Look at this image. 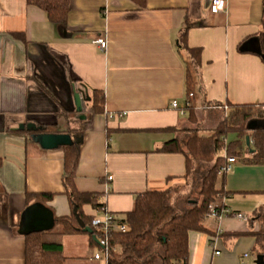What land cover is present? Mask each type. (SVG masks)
<instances>
[{
    "label": "crops",
    "instance_id": "0c3cea01",
    "mask_svg": "<svg viewBox=\"0 0 264 264\" xmlns=\"http://www.w3.org/2000/svg\"><path fill=\"white\" fill-rule=\"evenodd\" d=\"M263 5L264 0H228L224 13L211 15L206 0H71L62 26L26 0H0V264H25L20 220L34 204H28L27 193H53L45 206L54 216L71 214L62 183L64 151L42 149L21 125L68 134L90 120L75 185L80 192L101 194L107 213L130 212L141 193L180 187L188 195L200 186L199 176L186 179L182 154L154 151L189 130L211 133L229 104L264 109L258 45ZM186 21L193 26L188 45L202 48L197 123L183 111L179 37ZM99 38L107 41V50L95 44ZM93 90L104 93V114L84 111ZM75 93L84 98L82 113ZM166 128L177 131H154ZM225 190L231 195L222 204L246 219L208 217L204 227L211 235L189 234L188 264H255L254 237L222 234L259 230L249 220L264 205V165L237 161L226 174ZM83 211L101 219L105 214L90 205ZM62 246L67 264H105L95 258L102 252L87 235L65 236Z\"/></svg>",
    "mask_w": 264,
    "mask_h": 264
},
{
    "label": "trees",
    "instance_id": "16d2710c",
    "mask_svg": "<svg viewBox=\"0 0 264 264\" xmlns=\"http://www.w3.org/2000/svg\"><path fill=\"white\" fill-rule=\"evenodd\" d=\"M30 6L46 12L52 24L66 26L71 9V0H26ZM193 27L186 21L179 37V52L185 66L186 105L183 108L188 119L197 123V99L203 91L200 85L202 69V48L188 45L187 36ZM15 37L25 40L23 33ZM245 42V41H244ZM243 42V43H244ZM243 43L240 45V51ZM259 55L264 62V5L261 19V31L258 34ZM229 112L218 123L209 135L198 131H186L183 138L165 142L154 152L182 154L186 160V179L200 177L198 197L185 199L186 209L179 213L172 197L177 188L163 191H148L136 195L133 210L126 213H110L117 224L128 230L120 232L115 229L105 232L101 226H94V216L84 213L85 205L107 213L105 204L100 201L101 194L80 192L75 185L76 171L81 156L82 143L61 148L64 151V173L62 178L65 195L68 197L71 214L55 216V228L49 232L33 233L25 237V264H67L63 254L62 239L65 236L87 235L93 249L102 253L106 248L101 241L108 242L109 257L105 264H188L189 234L201 232L212 234L204 227L205 220L214 208L217 212L227 209L222 200L231 195L225 190V177L220 170L227 166V158H234L247 165H264V109L255 104H229ZM85 110L92 115L105 112L104 93L93 90L91 102ZM90 126V120L82 123L81 130L69 132L70 135L83 137ZM156 132L177 131L176 128L156 129ZM43 133H60L43 128ZM34 133L30 132V136ZM109 134V133H108ZM234 136L235 139L229 140ZM250 139V145L246 143ZM2 159L0 158V167ZM53 193H27L28 204L52 201ZM76 209V214L74 210ZM236 212H231L234 214ZM81 221L93 230L87 233L79 224ZM250 224L258 223V231L231 232L222 236L236 239L241 236H252L256 239V255L264 256V205L257 208L249 220ZM57 228L59 230L57 231ZM98 241V242H97ZM115 249V251L113 250Z\"/></svg>",
    "mask_w": 264,
    "mask_h": 264
},
{
    "label": "water",
    "instance_id": "95a60500",
    "mask_svg": "<svg viewBox=\"0 0 264 264\" xmlns=\"http://www.w3.org/2000/svg\"><path fill=\"white\" fill-rule=\"evenodd\" d=\"M74 100L77 112L82 113L83 96L80 93H75ZM87 100L90 101V98ZM84 118L85 116H82V119ZM20 128L34 133L31 138L44 150H56L63 147H69L76 143H82L83 140L82 137L77 135L72 136L66 133H43L41 132L43 131V128L34 123L21 125ZM246 143L248 146L250 145L249 138H246ZM74 213L76 214V209L74 210ZM76 217L82 228H84L87 233L92 234L93 230L86 227L78 215H76ZM55 224V216L52 210L41 203H34L28 206L21 216L20 233L27 236L33 233L49 232L55 228ZM255 264H264V256L258 255Z\"/></svg>",
    "mask_w": 264,
    "mask_h": 264
},
{
    "label": "built area",
    "instance_id": "2783aa9c",
    "mask_svg": "<svg viewBox=\"0 0 264 264\" xmlns=\"http://www.w3.org/2000/svg\"><path fill=\"white\" fill-rule=\"evenodd\" d=\"M209 8V12L211 15H217L219 13H224L227 9V1L228 0H206ZM95 44L101 49V50H107V41L104 38H99L95 41ZM172 108H177L178 105L176 102L172 103ZM237 160L234 158H227V166L223 167L220 170L219 175L223 176L228 174L233 170L234 165L236 164ZM111 180L112 177H109ZM209 217L215 218L217 220H222L224 218L228 217H234L240 220H245L246 217L241 213H234L231 214V211L228 209L222 210L221 212H217L214 208H212V212L210 213ZM114 216L110 213H105L104 218H96L93 221L94 226H101V229L105 232H108L109 230H117L120 232H126L128 228H126L123 225L117 224V222L114 221ZM101 244L106 248V251L103 253H97L95 255V258L97 260L104 259L107 260L109 257L110 251L108 250V242L106 240L101 241ZM115 251V249H113ZM217 255H219V252H216ZM245 257H248L246 254Z\"/></svg>",
    "mask_w": 264,
    "mask_h": 264
},
{
    "label": "rangeland",
    "instance_id": "374dc122",
    "mask_svg": "<svg viewBox=\"0 0 264 264\" xmlns=\"http://www.w3.org/2000/svg\"><path fill=\"white\" fill-rule=\"evenodd\" d=\"M209 134H211V133H208V134H206V135H209ZM31 137H32V136H30V138H31ZM233 139H235L234 136L229 137V140H233ZM175 188H177V190H176L175 194L173 195L171 201H172L173 204H175V206H176L178 212H179V213H182V212L185 211V209H186V207H187L186 204H185V199H186L187 197H192V198H196V197H198L200 186H199V184H197V187H195V188L193 189V191L190 192L188 195H186V194L184 193V191H182V188H180V187H179V188H178V187H175ZM58 230H59V228H57V231H58ZM254 255H256V253H254Z\"/></svg>",
    "mask_w": 264,
    "mask_h": 264
}]
</instances>
